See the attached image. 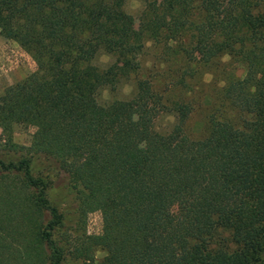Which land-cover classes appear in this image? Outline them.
Wrapping results in <instances>:
<instances>
[{
	"label": "trees",
	"instance_id": "trees-1",
	"mask_svg": "<svg viewBox=\"0 0 264 264\" xmlns=\"http://www.w3.org/2000/svg\"><path fill=\"white\" fill-rule=\"evenodd\" d=\"M123 1L0 0V36L34 63L0 92V264H264L261 0H146L143 32ZM142 33L181 64L183 85L223 56L237 64L219 90L236 120L210 115L190 138L188 101L146 80L98 104ZM99 53L115 61L98 68ZM162 113L173 123L160 133ZM17 126L33 129L27 147L12 140ZM54 187L62 210L48 200ZM94 212L100 230L86 234Z\"/></svg>",
	"mask_w": 264,
	"mask_h": 264
},
{
	"label": "rangeland",
	"instance_id": "rangeland-1",
	"mask_svg": "<svg viewBox=\"0 0 264 264\" xmlns=\"http://www.w3.org/2000/svg\"><path fill=\"white\" fill-rule=\"evenodd\" d=\"M146 0H124L123 12L132 21L133 28L143 32L147 21L144 16V4ZM260 12L264 13V0L260 2ZM162 45L154 43L142 33L140 40L133 50L126 52L119 65L124 66V75L113 87H103L96 93V101L105 105L112 100H128L135 92V83L138 80L149 81L151 88L162 98L183 99L191 106V113L185 122V133L188 137L200 138L206 128L207 118L210 115L230 118L236 120L237 116L233 111L221 106L219 90L223 86L226 74H241V68L231 62L228 57L217 59L209 67L200 68L197 73L188 78L184 77L185 85L179 83L181 64L176 61L165 60ZM115 61V58L104 53H99L93 60L98 68H104ZM133 69H127L126 66ZM34 63L12 41L5 40L0 36V92L3 88L11 85L29 73L33 72ZM176 81H178L176 83ZM173 123L171 114H160L153 122L154 129L163 133ZM33 129L29 127H14L12 140L20 146L29 145L30 135ZM40 162H31V172L34 175L41 170ZM60 185V184H59ZM48 200L59 210L65 206V197L61 187H54L48 192ZM100 230V217L97 212L91 213L86 218V234H97ZM102 253L95 254L97 261ZM63 264H80V261L66 257Z\"/></svg>",
	"mask_w": 264,
	"mask_h": 264
}]
</instances>
